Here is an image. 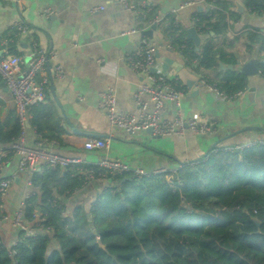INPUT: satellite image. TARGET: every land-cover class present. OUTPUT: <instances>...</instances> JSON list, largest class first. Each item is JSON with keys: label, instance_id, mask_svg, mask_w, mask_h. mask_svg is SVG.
Returning <instances> with one entry per match:
<instances>
[{"label": "crops", "instance_id": "crops-1", "mask_svg": "<svg viewBox=\"0 0 264 264\" xmlns=\"http://www.w3.org/2000/svg\"><path fill=\"white\" fill-rule=\"evenodd\" d=\"M131 1L136 3L139 0ZM145 1L154 7L150 16L155 13L147 21L125 12L117 0H0V40H15L13 44H8L10 47L0 45V56L5 49L8 51L11 47L17 54L26 56L30 54L32 44L37 43L44 51L54 53L57 56L56 64H60L65 71V78L53 80L51 86L53 85L54 93L50 86L59 127L63 133L60 137L51 139L39 134L37 130L35 132V127L29 125L26 133L28 146L34 147L39 135L48 141L57 142V145L51 147L56 153L81 159L86 164L95 165L105 159L119 160L131 168L152 173L176 170L182 164L201 160L212 149L264 142V81L259 73L254 76L243 75L235 56L237 54L242 64L256 56L264 62V8L256 11L249 6L250 0H217L219 4L216 0H204L179 12V23L173 25L179 32L172 38L169 35L172 25L169 13L188 0ZM236 2L246 9L245 13L237 12ZM99 7L104 9L91 12L93 8ZM199 7L207 14L212 11L223 13L227 18V27L219 34H201L203 40L197 49L187 39V30L196 26L197 13L201 12ZM45 9L52 10L54 16L50 19L43 18L40 13ZM157 17L163 18V23L156 25L152 40L159 44L160 57L157 61L160 70L164 60H170L183 64L198 77L209 78L229 93L239 91L238 86L243 84V94L229 103L206 89H192L199 90L198 94L192 95V91L186 88L189 92L182 102L184 115H201L207 123L215 126L216 132L213 135L189 133L184 136L153 137L147 132L130 135L112 126L98 109L99 94L112 86L117 96V110L121 113L135 111L134 95L144 78L126 65L125 56L136 48L144 37L142 32L154 25L148 23ZM19 20L29 26L30 30L23 38H17L13 28ZM132 30L140 32L132 34ZM180 33H185L183 41L192 43L198 57L190 56V45L188 50L185 45H180ZM184 49L187 51H183ZM245 53L249 55L244 56ZM205 57L210 59L209 67ZM228 67H234L235 70H229ZM263 68L264 63L260 65L259 71H263ZM169 74L170 78L177 79L172 68ZM0 91L3 93L0 120L8 122L17 119L15 107L10 102L2 79ZM174 109V104H169L164 116L172 117ZM51 125L52 123H48L47 128ZM45 131L49 132L48 129ZM87 139L109 140L110 147L108 150H86L84 144ZM47 148L50 149L48 146ZM5 160L7 164L1 167L0 177L13 179L6 207V215L11 218L27 199L39 195L40 190L33 185L35 175L32 176V186L27 184L31 178L20 173L17 158L12 153L7 154ZM69 168L75 170L74 167ZM69 168L57 170L65 172ZM43 169L45 168L41 167L37 172L41 171L42 174ZM112 182L113 179L83 184L76 193L72 194L74 189L68 191L65 197H59L60 204L67 214L73 213L77 206H83L88 211L95 199ZM34 216V221H28L30 225L41 219L37 210ZM41 230L42 228H36L38 236L49 235ZM21 234L24 235L20 229L12 227L10 222L0 226V236L5 246L21 240Z\"/></svg>", "mask_w": 264, "mask_h": 264}, {"label": "trees", "instance_id": "trees-1", "mask_svg": "<svg viewBox=\"0 0 264 264\" xmlns=\"http://www.w3.org/2000/svg\"><path fill=\"white\" fill-rule=\"evenodd\" d=\"M249 6L260 11L264 0H250ZM197 19L195 27L204 34L227 27L226 16L216 11L199 12ZM171 24L173 38L179 29ZM184 34L180 45H190V56L198 57ZM8 53L21 55L12 47ZM204 60L209 67L210 59ZM30 113L39 134L53 139L63 133L50 92ZM19 133L18 118L0 120V146ZM213 150L208 160L182 164L174 175L115 178L88 211L77 206L71 214L59 197L83 185L75 170L37 172L33 185L40 194L26 200L24 218L34 221L37 210L45 219L41 231L49 235L21 234L16 255L4 248L0 264H264V145L236 153Z\"/></svg>", "mask_w": 264, "mask_h": 264}, {"label": "built area", "instance_id": "built-area-1", "mask_svg": "<svg viewBox=\"0 0 264 264\" xmlns=\"http://www.w3.org/2000/svg\"><path fill=\"white\" fill-rule=\"evenodd\" d=\"M18 2V0H10ZM125 12L134 14L140 19L147 21L148 16L153 12L154 7L145 0L132 2L131 0H117ZM201 1H185L178 9H173L171 16L175 25L179 23V12L188 6L200 4ZM103 7L93 8L92 13L103 10ZM50 9L43 10L40 15L45 19L54 16ZM163 18L157 17L148 24L161 25ZM197 21H199L197 19ZM15 36L23 38L30 32L29 26L19 20L14 24ZM198 33L204 34L200 29ZM140 31L132 30L135 34ZM9 40H0V45L7 47ZM159 44L154 40L144 36L140 39L135 49L128 52L125 56L126 65L138 75L143 76V82L136 90L134 95L135 111L132 113H121L117 110V96L115 88L109 86L105 91L99 94L98 109L106 116L108 122L130 135H136L140 132H151L153 137H175L186 134L200 136H210L216 132L213 124L207 123L201 115H184L182 111L183 99L189 92L186 87L177 79L165 76L158 66L157 53ZM57 56L52 52H46L41 49L37 43L32 44L30 54L11 55L5 49L0 56V79L3 80L7 92L10 96V102L14 105L20 124V133L13 139L8 148H0V169L3 164H7L5 156L12 153L18 161V170L21 174L29 176L27 184L32 186V176L36 174L39 168L44 167L51 170L67 169L74 167L76 176L83 184L94 181L102 182L112 180L118 177L131 176L137 181L150 178L169 171L159 170L148 173L140 168H131L119 160L105 159L97 164H86L81 159L60 155L51 149L57 145L56 141H48L38 134V141L34 147L26 143V133L32 119L30 110L32 107L43 104L50 92V86L53 80H62L65 78V71L60 64H56ZM156 70V71H154ZM264 81V71H259ZM203 88L211 94L219 97L226 103L240 97L244 90L237 92H227L221 89L216 83L207 77H199L198 82L193 89ZM3 100V93L0 91V101ZM174 104L173 116L167 118L164 116L167 106ZM152 106V108H151ZM36 132V128H34ZM264 145V142H251L221 149L213 150L214 153L225 151L229 153L242 152L253 146ZM50 147V149L47 148ZM109 140L106 139H87L84 148L89 151L108 150ZM209 154L202 158L206 161ZM199 160L189 163L197 164ZM180 168V167H179ZM97 169V170H96ZM176 170L170 171L172 175ZM13 179L0 177V226L2 223L10 222L14 228L20 229L25 237H37L36 228H42L45 219H39L35 224L30 225L24 218L25 204L16 210L10 218L6 215L7 200L11 190ZM77 190L72 192L76 193ZM71 195V194H70ZM18 240L9 246H5L0 236V251L4 248L9 250L11 256L16 255L15 246Z\"/></svg>", "mask_w": 264, "mask_h": 264}, {"label": "water", "instance_id": "water-1", "mask_svg": "<svg viewBox=\"0 0 264 264\" xmlns=\"http://www.w3.org/2000/svg\"><path fill=\"white\" fill-rule=\"evenodd\" d=\"M236 6H237V12L242 14V13H245L246 12V9L241 5L239 4L238 2L235 3ZM199 10L202 12L203 11V8L202 7H199ZM209 11V9L207 10ZM156 25H153L151 27V29L147 30V31H144L142 32V36H148L150 37L151 39L153 38V32L156 30ZM187 39L192 41L195 46L197 47V49H199L201 43H202V40L203 38L201 37V35L198 33L197 31V28L196 27H191L187 30ZM248 56L249 54L248 53H245L244 56ZM236 58H237V65L241 66V70L240 72L243 74V75H246V76H254V75H257L259 73V67L260 65H262L263 63L257 58H253L251 60H248L247 62H245L244 64H242V60L241 59H238V56L237 54H235ZM159 54L157 53V58H159ZM219 65L221 67H224L223 64L219 63ZM170 68L173 69V71L175 72L178 80L189 90V91H192L194 85L198 82L199 80V77L196 76L195 74H192L183 64H180V63H175V62H172L170 60H164V65L162 66V73L165 75V76H169V72H170ZM229 70H235L234 67H228ZM156 71V70H154ZM53 83V82H52ZM51 92L54 93V88H53V85L51 86ZM199 93V90H194L191 92V94L195 95V94H198ZM147 133L151 134L150 131H148ZM98 244L100 247H102L103 249H105V247L101 244L100 241H98Z\"/></svg>", "mask_w": 264, "mask_h": 264}]
</instances>
